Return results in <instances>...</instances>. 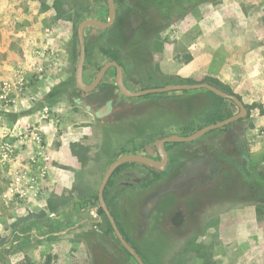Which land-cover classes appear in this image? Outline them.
I'll list each match as a JSON object with an SVG mask.
<instances>
[{"label": "rangeland", "instance_id": "rangeland-1", "mask_svg": "<svg viewBox=\"0 0 264 264\" xmlns=\"http://www.w3.org/2000/svg\"><path fill=\"white\" fill-rule=\"evenodd\" d=\"M209 1L194 0L195 6L180 19L159 25L146 19L130 27L135 31L128 43L113 38L119 58L139 55L136 65H152L148 74H172L175 81L186 82L217 78L248 109L242 121L200 138L204 144L214 140L202 153L210 155L219 173L210 176L207 186L183 196L192 215L182 228L172 226L170 218L178 209L172 203L171 209L159 212L158 229L151 226L134 240L150 264H264V219L262 226L257 222L258 233L250 235L249 211L255 210L258 199L241 172L245 160L253 169L264 170V0ZM54 2L0 0V145L7 150L9 145L1 142L13 143L11 155L0 156V264H95L93 230L101 224L96 195L104 170L119 153L141 145L140 128L162 123L152 114L136 126L141 118L137 111L125 118L97 120L64 93L53 90L46 95L73 75L76 62L63 67L56 57L48 66L31 65V53L21 40L26 28L36 29L46 18L52 44L64 36L67 61L73 52L78 54L79 17L107 19L105 0H69V17L59 18L52 14ZM16 17L22 21L19 30ZM86 33L98 38L89 47V58L101 57L97 50L106 49V34L94 27ZM191 94V102L178 110L183 117H195L189 131L238 110L201 89ZM156 103L148 108L159 107ZM128 105L146 107L142 101ZM40 120L50 124L51 136L38 131ZM68 151L79 163H70ZM193 158L194 163L200 160L196 154ZM33 173L35 180L30 178ZM56 195L67 200L65 208ZM51 203L55 211L49 210ZM136 228L138 235L137 223ZM123 260L136 264L126 254Z\"/></svg>", "mask_w": 264, "mask_h": 264}, {"label": "flooded vegetation", "instance_id": "flooded-vegetation-1", "mask_svg": "<svg viewBox=\"0 0 264 264\" xmlns=\"http://www.w3.org/2000/svg\"><path fill=\"white\" fill-rule=\"evenodd\" d=\"M114 1L116 4V16L111 26L104 29L95 26H87L84 29V84H91L101 68L106 63L111 61H115L120 66L124 87L132 92L160 88L169 84L194 83L186 81H175L174 76L167 73L163 75L148 74L149 68L147 67H152V65H148L144 69L139 65H136L137 62H140L139 55L133 54L136 57H125L124 59H122L121 57L119 58L118 55L117 58L113 57L114 37H121L122 41L128 43L132 33L135 31L134 29L129 30L130 27H134V25L136 26L139 23H144L146 19H151L152 22L158 25L165 23L168 20L171 21L173 19V17H170L169 19L161 18L160 15L155 12L132 11L129 9L130 6L128 4L127 6L122 5V7H120L118 5V0ZM105 2L107 6V19L103 20L93 16L85 15L79 17L80 19L78 18L79 21L77 22V26L82 20L86 18H94L102 21H107V0H105ZM52 14L55 15L54 18H59V16L63 17L62 15H64L65 13H58L57 11H54L52 12ZM16 19V28L17 30H19V28L22 27V21H19V17H16ZM25 19L29 20V22L31 23V17L26 16ZM47 22L48 21L46 20V18H43V20L37 23L39 24V26L36 29L27 27V31L25 32L26 37L25 39H21L22 41H26V48L29 49L31 53L30 64L38 66H48L54 63L56 57H60L59 64H61V66L63 67H65L66 64H70V61L72 60L73 62H76L77 65L80 52V45L77 36V26L76 36L79 45L78 54H75L73 52V55L71 57L69 56V59L66 61L64 51V36H59L57 38L60 41L58 44H52V42L49 40V27H47ZM88 27L97 28L107 36L108 44L106 46V49L97 50L101 57L92 56L91 58H89V47L95 45L96 42L94 41H96L98 38L88 36V34L86 33ZM114 28L118 30V34L116 31V33L114 34ZM54 50L57 51V54H55ZM146 54L150 55V52H146ZM152 61H154L153 58L149 63H152ZM76 65L73 71V75L69 74L68 78L66 77L61 82H59L60 86H58L57 89L55 88L56 86H54L53 89L50 90L46 95L52 93L53 90L57 91V93H64L68 95L77 105L83 106L84 110L97 120H108L121 117L125 118L127 116H130L131 113L137 111L136 113L141 115V118L135 120V125L138 120H144L152 114H158V119L162 121V123H160V126L158 127L156 126L150 129L140 128L143 131L142 138L144 139L141 145L137 147L131 146L126 151L119 153L117 156H115V158L109 161L104 170L105 172L109 164L116 158L128 153L140 154L155 161L162 162L164 158L157 145L158 141H162L160 146L165 154V164L163 165V167L157 168L137 162L124 163L114 170L103 192L105 203L111 215L113 216L117 228L119 229L123 238L131 247L134 248V250L138 253L145 264H150L146 261L145 254L140 251L137 245H135L134 240L137 237L146 235L149 227L151 226L158 229L159 223L157 222V219L159 212H165V210L171 209L172 203H174L175 207L178 208L170 218L171 223L173 224L172 226L177 229L182 228V225L185 223L187 216L190 217L192 215L189 209L190 204L181 200L183 196H187L190 193H193L200 187L203 188L207 186L211 181L210 176L212 174L215 176L219 173V171L216 170L217 164H215V162L213 161L211 162L210 155L205 154L206 156H204L202 153L203 148L210 146L214 140L212 142L210 141L207 142V144H204L203 142H199L201 141L200 138L206 137L209 134L217 131V129L224 128L225 126L206 132L201 137L195 140H191L192 143L184 144V141L165 140V138L171 135H190L203 126L221 121L216 120L215 122H210L208 124L206 123L205 125H202L194 131H189L190 129H192L195 117H193L190 113H187L183 117L182 114H180L181 112L179 113L178 110L181 109L184 105H188L191 102V97L193 96V94L190 95V93H193L200 89L170 90L164 92L154 91L141 95L127 96L120 91L116 82V67L111 65L107 67L95 89L86 92L76 86ZM136 72H138L139 74H137ZM109 77L111 78V80L108 79ZM201 90L215 95L207 89L201 88ZM225 100L233 103L238 108V106L232 100ZM132 101H142L143 104H146V107H130L128 103ZM153 101L158 102L156 104L159 107H155V109L148 108L149 103L154 104ZM179 101H182L181 103H179L180 107L178 106ZM238 111L239 108L236 112L224 116L222 120L236 114ZM194 154H196L198 158H200V160L195 163L193 160ZM245 162L246 160L242 163V166L245 164ZM170 195L171 199L170 197H167ZM173 196H175L174 199L172 198ZM96 200L98 203V206L96 207V214L97 217H99V219L101 220V224L99 225V227H95L93 230V234L98 238H96L95 242H92V253L95 264H125L124 261L127 259V257H125L126 259L123 260V254L131 257L135 261V263L138 264L133 255H131L121 244L119 238L115 234V231L112 228L108 217L100 207L98 195H96ZM100 210H102V212H100ZM136 223L138 225V235L136 233ZM131 232L133 234H131ZM119 247L122 249V251L119 250Z\"/></svg>", "mask_w": 264, "mask_h": 264}, {"label": "water", "instance_id": "water-1", "mask_svg": "<svg viewBox=\"0 0 264 264\" xmlns=\"http://www.w3.org/2000/svg\"><path fill=\"white\" fill-rule=\"evenodd\" d=\"M107 4H108V20L107 21H102V20L94 19V18H86V19L82 20L77 26V36H78L79 45H80V52H79V58H78V62H77L76 69H75V81H76V86L79 89L86 91V92L95 89V87L97 86V84L101 80V78H102L105 70L107 69V67L113 65L116 67V70H117V75H116L117 85H118L120 91L124 95L134 96V95H141V94H145L148 92H154V91L164 92V91H170V90H191V89L204 88V89L211 91L212 93H214L217 96L232 100L239 108V111L236 114L229 116V117H227L221 121L203 126L202 128L191 133L190 135H187V136L171 135V136L165 138V140H169V141H191V140H195V139L201 137L203 134H205L208 131H211V130L217 129V128H221V127L227 125L228 123H231L233 121H238L239 119H243L247 116L248 109L245 106V104L243 103V101L237 95L231 94V93H229L225 90H222L221 88H219L213 84H210L209 82H205V81L194 82V83L169 84V85H166V86H163L160 88L146 89V90L137 91V92L129 91L128 89H126L124 87L121 68L115 61H111V62L106 63L101 68V70L97 73L94 81L89 85H85L83 82V66H84V61H85L84 29L87 26H95V27L104 29V28H107V27L112 25V23L114 22L115 16H116V4H115L114 0H107ZM107 111H108V109H107ZM161 142H162L161 140L158 141L157 145H158V148L160 149L161 154L164 158V160L162 162L155 161L151 158H148V157L140 155V154L128 153V154L121 155L120 157L116 158L113 162H111L109 164V166L107 167L106 171L103 174L101 182L99 184L98 192H97L100 207L103 209L106 216L108 217V219L112 225V228L115 231V234L119 238L121 244L127 249V251L131 255H133V257L135 258V260L137 261L138 264H145V263L143 262L141 257L138 255V253L134 250V248L131 247L127 243V241L123 238L122 234L120 233L119 229L117 228L115 220H114L113 216L111 215V213H110V211H109V209L105 203L103 192H104V188H105L109 178L111 177L112 173L114 172V170L124 163L137 162V163H141L144 165L157 167V168L163 167V165L165 164V154L161 149V146H160Z\"/></svg>", "mask_w": 264, "mask_h": 264}, {"label": "trees", "instance_id": "trees-1", "mask_svg": "<svg viewBox=\"0 0 264 264\" xmlns=\"http://www.w3.org/2000/svg\"><path fill=\"white\" fill-rule=\"evenodd\" d=\"M204 1L206 2L209 0ZM209 2L218 3L220 2V0H210ZM127 4L130 6L129 9L132 11L155 12L158 13L161 18L166 19H169L170 17L180 19L189 11V9L195 6L194 0H118V5L120 7H122V5L127 6ZM53 8L58 13H65V17H69L72 10L69 0H55V2L53 3ZM113 53V57L117 58V54L114 51ZM202 81L209 82L210 84H213L221 88L222 90L234 94L227 84H224L217 78L208 77ZM218 120H222V117H220ZM242 120L243 119H240L239 121ZM61 134L62 133L59 132L58 136H60ZM73 152H75V150ZM241 172L243 181L252 186L255 192L254 195L258 199L256 200L257 204L255 205V213L257 216L258 225L262 226V222L264 219V170L253 169L246 160L241 169ZM54 198L55 200H58L57 202H59V204H63L65 208L67 200L63 196L56 195ZM56 209L57 208L53 206V203H51L49 206V210L55 211ZM100 212H102V210H100ZM70 223L71 222H69L68 225L71 226L72 224Z\"/></svg>", "mask_w": 264, "mask_h": 264}, {"label": "crops", "instance_id": "crops-1", "mask_svg": "<svg viewBox=\"0 0 264 264\" xmlns=\"http://www.w3.org/2000/svg\"><path fill=\"white\" fill-rule=\"evenodd\" d=\"M1 50V49H0ZM16 56V55H15ZM38 131L40 132V133H48L50 136H51V133H50V131H51V126H50V124L48 123V122H46V121H43V120H40V122H39V127H38ZM53 134H52V137H54L55 136V134H54V132H52ZM1 143H5L6 145H9V153L7 152V151H5V147L3 146V144L2 145H0V156L1 157H4V154L6 153V154H9V155H11V150H12V145H13V143L11 142V141H6V142H1ZM64 145V144H63ZM68 154L70 155L71 154V152H69L68 151ZM0 157V161L2 162V161H4V160H2L3 158H1ZM70 163L71 164H77V163H79L75 158H73V156H71L70 155ZM15 171V170H14ZM14 174H15V177H16V179L18 178V173H17V171H15L14 172ZM13 174V175H14ZM249 213H250V218H249V224L247 225L248 227H249V229H250V235L251 234H253V233H258V230H259V228H258V226H257V220H256V214H255V210H251V211H249Z\"/></svg>", "mask_w": 264, "mask_h": 264}, {"label": "built area", "instance_id": "built-area-1", "mask_svg": "<svg viewBox=\"0 0 264 264\" xmlns=\"http://www.w3.org/2000/svg\"><path fill=\"white\" fill-rule=\"evenodd\" d=\"M5 151H7V152L9 153L10 150L7 149V150H5ZM8 157H9V154H6V153H5V154H4V158H8ZM30 178H31L32 180H35V178H37V176H36V174L33 173V174L30 175ZM18 179H19V178H18Z\"/></svg>", "mask_w": 264, "mask_h": 264}]
</instances>
